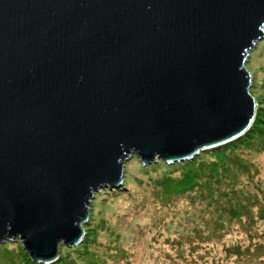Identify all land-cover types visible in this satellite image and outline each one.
Segmentation results:
<instances>
[{"label":"water","instance_id":"1","mask_svg":"<svg viewBox=\"0 0 264 264\" xmlns=\"http://www.w3.org/2000/svg\"><path fill=\"white\" fill-rule=\"evenodd\" d=\"M264 0H0V242L50 264L124 163L245 135Z\"/></svg>","mask_w":264,"mask_h":264},{"label":"rangeland","instance_id":"2","mask_svg":"<svg viewBox=\"0 0 264 264\" xmlns=\"http://www.w3.org/2000/svg\"><path fill=\"white\" fill-rule=\"evenodd\" d=\"M244 69L250 74L249 94L255 103V116L257 111L263 115L258 128L264 132V38L249 51ZM256 138L254 135V141ZM238 155L255 166L247 169L253 174L251 183L248 174L247 179L242 180L247 183L251 197L262 199L263 192L253 185L255 181L264 180V152L242 150ZM159 162L163 161L158 159L153 163L155 167H151L153 164L143 165L139 158L131 156L123 166L122 184L126 185L122 186V191L127 198L124 200V195H118L122 191L101 189L95 193L87 221L81 225L84 233L81 242L71 247L60 243L55 264H88L84 261L86 257L90 264H256L246 259L254 255V250L245 254V249L254 245L253 241L264 232V219L256 220L264 216V209L261 203L246 196L244 199H250L247 202L250 209L246 213H230V207L235 205L234 195L238 196L236 199L241 195L226 189L227 179H241V176L236 177L239 170L232 167L228 177L212 180L204 197L198 192L206 190L202 185V189L192 188V194L186 192L169 199L161 195L157 185L163 177H175L179 181L182 174L178 170L176 173L162 170L161 164H156ZM261 208L262 213L258 212ZM87 228L93 231L90 233ZM85 238L90 242L87 249L81 246ZM189 239H192L191 244ZM0 243V264H7L9 260L13 264L25 261L27 253L19 237ZM235 245H239L236 254L232 249ZM260 247H264V242ZM193 248H198L199 258L195 260L188 257ZM261 253L256 251V254Z\"/></svg>","mask_w":264,"mask_h":264},{"label":"trees","instance_id":"3","mask_svg":"<svg viewBox=\"0 0 264 264\" xmlns=\"http://www.w3.org/2000/svg\"><path fill=\"white\" fill-rule=\"evenodd\" d=\"M260 113H261L260 111L256 112L254 122L251 125L250 129L245 133L244 136L238 138L235 141H232L223 146H219V147L210 149L208 151H205L204 153H201L197 157L193 158L192 160L184 162V163H173L172 165H168L165 162L156 163V164H161L160 166H162V170L167 169V171L173 172V173L174 172L176 173V171L178 170L181 172L180 175L182 174L181 176H179L180 177L179 181H177L178 179H176L175 177L173 179L170 176L163 177V180L159 182L160 187H159V184L157 185V187L160 188L159 190L161 191V195L164 197H169L170 199L172 197H176L186 192L194 193L193 191H191L192 188L198 187V189H202L203 188L202 185H204L206 186V190L198 191L204 197L205 193L209 191L208 189L211 188L212 180H218L219 178H222L225 176L228 177V175L231 172L230 168L235 167L237 168V170H239V173L236 177L241 176V179L235 178V177H231V178L229 177L227 179L226 189L232 190V192H234L233 194L239 193V195L241 196L240 198L236 199L235 197H238V196L234 195L235 205L233 204L230 207L229 211L231 214L242 213L243 211H245L246 213L247 210L250 209V207L247 205V202L250 199L248 198L244 199V197L246 196L251 197L252 195H251V191L246 189L247 183H245L244 180L242 179H247L246 175L248 174L249 182L251 183L253 174H251L250 170L248 172L247 169H253L255 168V166L251 164L250 162L245 161L244 159L242 160V158H240V156L238 155V151L245 150V151H254L256 153L264 152V137H263L264 132L258 128L259 123L262 122L261 120L263 117V115ZM254 135L258 137L255 139V141L253 139ZM153 166L155 167L154 164L151 165V167ZM124 184L126 185V183H123L121 184L119 188H116V189H109V188L107 189L111 192L122 191V186H124ZM253 186H256V188L258 186V188L263 192L261 194H264V180L263 179L255 181ZM159 190H157V193L159 192ZM124 194L125 193H123V191L121 193H118V195H122V196ZM126 198H127V195H124L123 199L125 200ZM252 198H254V201L256 203H261L264 209V195H262V199L259 198V196L251 197V199ZM243 201H245V203H243ZM258 212L262 213V208ZM258 218L264 219V216L261 217L260 215L256 217L257 221H259ZM238 220L241 222L239 218ZM86 231H89L91 233L93 229L87 228ZM191 241L192 239H189L188 242L191 244ZM260 241L264 242V232L262 233V236L259 235L258 239L253 241L252 244L254 245L250 244L249 247L245 249V254H249L252 249L254 250V255L252 257L249 256L248 258H246L247 260H249L250 263L264 264V247H260V244H261ZM82 243L83 244L81 246L86 247L87 249L90 242L85 238ZM232 249H233L234 254H236V252L239 251V245L233 246ZM256 251L257 252L260 251L262 253L256 254ZM86 255H88V253ZM242 255L244 254L242 253ZM188 257L191 258L192 260L198 259L199 258L198 248H193L192 250H190L188 253ZM236 257L239 258L240 255ZM84 261H87L88 264L91 263L90 259L87 257L86 259H84ZM56 262H58V259ZM56 262L52 264H55ZM7 264H13V261L9 260V263ZM14 264H17L16 261ZM19 264H41V263L32 262L29 259L28 255L25 254V261H20Z\"/></svg>","mask_w":264,"mask_h":264},{"label":"bare ground","instance_id":"4","mask_svg":"<svg viewBox=\"0 0 264 264\" xmlns=\"http://www.w3.org/2000/svg\"><path fill=\"white\" fill-rule=\"evenodd\" d=\"M221 146H223V145H221Z\"/></svg>","mask_w":264,"mask_h":264}]
</instances>
